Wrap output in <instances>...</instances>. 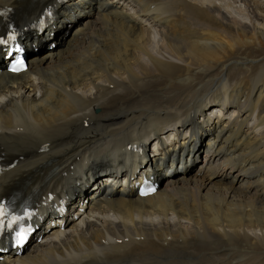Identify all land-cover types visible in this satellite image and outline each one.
Wrapping results in <instances>:
<instances>
[{
  "label": "bare ground",
  "instance_id": "obj_1",
  "mask_svg": "<svg viewBox=\"0 0 264 264\" xmlns=\"http://www.w3.org/2000/svg\"><path fill=\"white\" fill-rule=\"evenodd\" d=\"M221 1L0 0L39 48L0 73V202L50 218L0 264H264V0ZM167 133L184 173L146 149ZM127 153L154 195L105 182Z\"/></svg>",
  "mask_w": 264,
  "mask_h": 264
},
{
  "label": "snow or ice",
  "instance_id": "obj_2",
  "mask_svg": "<svg viewBox=\"0 0 264 264\" xmlns=\"http://www.w3.org/2000/svg\"><path fill=\"white\" fill-rule=\"evenodd\" d=\"M11 39H14V36H9V40ZM3 43H7L6 40H3V39H0V44H3ZM17 64L18 65H22L23 64V61H17ZM13 70H18V68L16 66L13 67ZM8 215V213L6 212L4 206L2 204H0V229L4 228L5 227V223H4V217H6ZM16 220L13 219L12 221H9L7 227H11L13 223H15ZM28 230L24 229V228H21L20 231H18L16 233V237H17V243H21L23 242V240L25 239L26 237V233H27Z\"/></svg>",
  "mask_w": 264,
  "mask_h": 264
},
{
  "label": "rangeland",
  "instance_id": "obj_3",
  "mask_svg": "<svg viewBox=\"0 0 264 264\" xmlns=\"http://www.w3.org/2000/svg\"><path fill=\"white\" fill-rule=\"evenodd\" d=\"M230 1H231V2H230ZM233 1L236 2V3H238V4L240 3V4H239V5H238V4H233V3H234ZM242 1H243V2H242ZM248 1H249V2H248ZM261 1H262V0H261ZM246 2H247V3H246ZM225 3H227V5H223V4H225ZM228 3H230V4H228ZM231 3H232L233 6L231 5ZM242 3H243V4L245 3V5H242ZM246 4H247V5H246ZM228 5H229V6H228ZM220 6H223L222 8H224L225 10H227V8L230 9V8L233 7V8H232L233 11H238L239 9H241V8H243V7L245 6V8L249 11L248 13H252V11H253V13H255V10H256L255 7H254V5L252 4V2H250V0H240V1H239V0H237V1H236V0H229V1H227V0H226V1L222 0V1L220 2ZM224 6H225V7H224ZM236 6H237V7H238V6H242V7H241V8H240V7L237 8ZM247 6H248V7H247ZM229 7H230V8H229ZM248 8H249L250 10H249ZM232 9L227 10V11H228V12H229V11H230V12H233ZM234 9H235V10H234ZM251 9H252V10H251ZM254 9H255V10H254ZM261 9L264 10V8H261ZM250 11H251V12H250ZM253 13H252V14H253ZM77 23H80V20H79L78 22H76L75 24H77Z\"/></svg>",
  "mask_w": 264,
  "mask_h": 264
}]
</instances>
